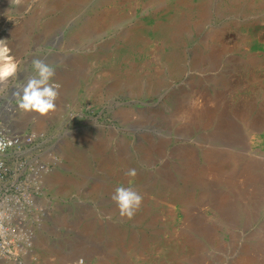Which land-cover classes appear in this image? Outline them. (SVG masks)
<instances>
[{
    "label": "bare ground",
    "instance_id": "obj_1",
    "mask_svg": "<svg viewBox=\"0 0 264 264\" xmlns=\"http://www.w3.org/2000/svg\"><path fill=\"white\" fill-rule=\"evenodd\" d=\"M28 2L16 4L27 22L10 35L27 30L34 42L61 36L60 52L71 53L54 77L56 111L20 114L35 133L75 90L94 102L161 97L155 117L166 130L155 138L142 133L133 155L128 139L107 142L114 133L92 141L90 167L105 178L81 191L93 208L57 219L71 238L30 240L29 264H264V75L254 72H264L254 52L263 45L264 0H39L27 9ZM226 28L238 35L234 56L222 44ZM118 116L138 122L127 111ZM77 142L62 155L64 167L81 175L89 163ZM132 168L135 177L126 175ZM41 178L57 195L75 186L60 170ZM129 184L143 196L131 218L111 199Z\"/></svg>",
    "mask_w": 264,
    "mask_h": 264
},
{
    "label": "rangeland",
    "instance_id": "obj_2",
    "mask_svg": "<svg viewBox=\"0 0 264 264\" xmlns=\"http://www.w3.org/2000/svg\"><path fill=\"white\" fill-rule=\"evenodd\" d=\"M19 1L21 0H0V40H11L13 46L21 52L18 60L19 79L23 80L31 73V61L36 58L54 65L57 71L71 55L60 52L61 36L34 42L29 40L27 30L28 33L24 31V34L17 37L10 35V27L22 26L27 22L25 11L16 12L15 7ZM38 1L29 0L27 9L34 4L38 5ZM225 30L229 32L223 38L222 44L225 43L227 50L234 56L239 49L238 35L233 28ZM260 40L263 45H258L254 52L257 61L264 62V33ZM255 70L260 78L264 75L260 69ZM227 74L224 75L228 76ZM72 75L73 80H77L81 74L73 71ZM242 83L239 87H244L245 83ZM11 92V83L0 85V136L18 139L7 151L0 152V256L5 264H29L26 248L30 246V240L41 238L55 244L67 236H73V232L63 230L57 224V219L61 215H69L71 218L81 216L93 208L91 198L83 195L81 191L96 182L103 183L105 178L101 174L93 173L96 170L90 167L89 145L92 141L102 142L107 135L114 133L115 138L107 142L116 147L119 138H126L130 143L129 155H133L142 133L155 138L166 133V130L163 129L162 121L155 117L156 110L162 103L161 97L136 101L112 98L94 102L87 91L75 90L71 92L74 93L72 103L66 104L58 117L53 118L42 131L35 133L31 123L21 117ZM123 111L129 112L138 122L135 124L132 121H121L118 115ZM22 135L30 137L31 140L21 142ZM75 137H79L80 142L73 144L74 148L89 163L81 175L73 173L67 166L64 167L62 155V147ZM54 170H60L75 181V186L68 194L57 195L43 182L41 177ZM32 259L36 260V257Z\"/></svg>",
    "mask_w": 264,
    "mask_h": 264
},
{
    "label": "clouds",
    "instance_id": "obj_3",
    "mask_svg": "<svg viewBox=\"0 0 264 264\" xmlns=\"http://www.w3.org/2000/svg\"><path fill=\"white\" fill-rule=\"evenodd\" d=\"M20 62L12 55L5 40H0V85L11 83V96L17 110L24 114H34V118L45 117L56 111L60 95V84L54 80L56 67L36 58L31 61V73L21 80L18 77ZM11 144L10 140L0 141V151ZM136 169H128L126 175L135 177ZM121 217L131 218L140 208L143 196L134 187L119 185L112 196ZM82 264V262H81Z\"/></svg>",
    "mask_w": 264,
    "mask_h": 264
},
{
    "label": "built area",
    "instance_id": "obj_4",
    "mask_svg": "<svg viewBox=\"0 0 264 264\" xmlns=\"http://www.w3.org/2000/svg\"><path fill=\"white\" fill-rule=\"evenodd\" d=\"M3 140H10L11 141V144H10L9 147H7L6 149H4L3 151H0L1 153L5 152L9 148H11L17 142L18 139H15V138L9 139V138H4L3 136H0V141H3ZM30 140H31L30 137H27V138H26V136L23 137V141L29 142Z\"/></svg>",
    "mask_w": 264,
    "mask_h": 264
}]
</instances>
